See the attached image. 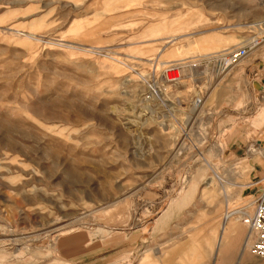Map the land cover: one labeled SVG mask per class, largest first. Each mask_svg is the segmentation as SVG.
Masks as SVG:
<instances>
[{
  "label": "rangeland",
  "instance_id": "obj_1",
  "mask_svg": "<svg viewBox=\"0 0 264 264\" xmlns=\"http://www.w3.org/2000/svg\"><path fill=\"white\" fill-rule=\"evenodd\" d=\"M263 98L264 0H0V264H212Z\"/></svg>",
  "mask_w": 264,
  "mask_h": 264
},
{
  "label": "crops",
  "instance_id": "obj_2",
  "mask_svg": "<svg viewBox=\"0 0 264 264\" xmlns=\"http://www.w3.org/2000/svg\"><path fill=\"white\" fill-rule=\"evenodd\" d=\"M229 202L230 201L217 202V204L226 203V210H228L227 207L229 206ZM251 204L252 202L249 203V206ZM248 212L250 213V211ZM225 213L223 214L218 226L216 228H210V234L212 235V238L207 239L206 241V244L209 245L210 256L214 261L212 264H264V259L252 254L250 249H248V246L245 244L247 243L246 241H249V244L251 242V237L248 238L249 232L246 225L240 219L236 218L237 215H232L225 219ZM239 222H242L246 228V234L244 238V228ZM150 258L152 257H149V255L146 253L140 258L138 263L169 264V262L162 259V253L161 255L156 253L154 256L156 260L153 262L150 260Z\"/></svg>",
  "mask_w": 264,
  "mask_h": 264
},
{
  "label": "built area",
  "instance_id": "obj_3",
  "mask_svg": "<svg viewBox=\"0 0 264 264\" xmlns=\"http://www.w3.org/2000/svg\"><path fill=\"white\" fill-rule=\"evenodd\" d=\"M247 47H238L226 54L225 60L228 64L235 65L248 54ZM169 80H174L177 76L167 74ZM196 102H200L199 99ZM257 186L255 199L252 201V212L243 218V222L248 228V238L251 237L250 252L257 257L264 259V175L254 184Z\"/></svg>",
  "mask_w": 264,
  "mask_h": 264
},
{
  "label": "bare ground",
  "instance_id": "obj_4",
  "mask_svg": "<svg viewBox=\"0 0 264 264\" xmlns=\"http://www.w3.org/2000/svg\"><path fill=\"white\" fill-rule=\"evenodd\" d=\"M158 30V28L152 30V31H156ZM197 48L198 46L196 44H189L187 47H183L182 51L185 53V54H189V53H192L194 51H197ZM264 99V98H263ZM201 171V170H199ZM198 171V172H199ZM227 177L229 180L225 179L224 178H221L220 176H217V179H219L221 182L220 184L218 185H215L214 186V189H212L213 191V195L216 196V194H220L222 197H223V201H230L233 199V197H235V195H238L239 192H229L230 191V188L231 186L234 184V182H230V180H234L235 178H237V175L235 174V172H232L231 169H228L225 171ZM203 175V174H201ZM221 175V174H220ZM198 176V175H197ZM200 176V175H199ZM218 181V180H217ZM210 183H212V179L209 177V181H208V187L210 185ZM214 185V184H213ZM206 187V188H208ZM216 187V188H215ZM206 190H203L202 194L203 195H206ZM250 214L247 210H243L242 208H236V209H228L226 210V213H225V219L229 216H232V215H237V219H240L242 222H243V218ZM233 218V217H232ZM244 223V222H243ZM226 225V224H225ZM224 227V226H223ZM65 228V227H64ZM64 228H57L56 230H51V232H49L51 235L53 232H59V231H62L64 230ZM220 232V231H219ZM221 234V232H220ZM222 235V234H221ZM220 236V235H219ZM221 239V238H220ZM247 243H245L247 246H248V249H249V241H246ZM14 243V242H13ZM219 243V242H218ZM245 247V246H244ZM217 249V248H216Z\"/></svg>",
  "mask_w": 264,
  "mask_h": 264
}]
</instances>
